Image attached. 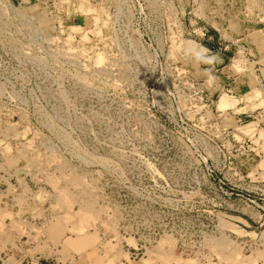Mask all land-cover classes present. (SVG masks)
Wrapping results in <instances>:
<instances>
[{
	"label": "rangeland",
	"instance_id": "rangeland-1",
	"mask_svg": "<svg viewBox=\"0 0 264 264\" xmlns=\"http://www.w3.org/2000/svg\"><path fill=\"white\" fill-rule=\"evenodd\" d=\"M0 264H264V0H0Z\"/></svg>",
	"mask_w": 264,
	"mask_h": 264
},
{
	"label": "bare ground",
	"instance_id": "bare-ground-1",
	"mask_svg": "<svg viewBox=\"0 0 264 264\" xmlns=\"http://www.w3.org/2000/svg\"><path fill=\"white\" fill-rule=\"evenodd\" d=\"M93 59H94V58H93ZM94 60H95V59H94ZM99 60H100V59H99V56H98V61H99ZM28 140H29V139H28ZM25 141H26V140H25ZM28 143H29V142H28ZM28 143H27V144H28ZM22 156H23V155H22ZM50 182H51V181H50Z\"/></svg>",
	"mask_w": 264,
	"mask_h": 264
}]
</instances>
